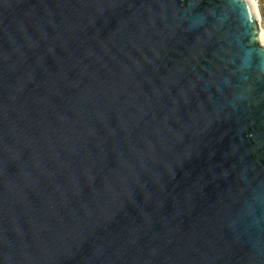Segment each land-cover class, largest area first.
Wrapping results in <instances>:
<instances>
[{"label":"water","instance_id":"95a60500","mask_svg":"<svg viewBox=\"0 0 264 264\" xmlns=\"http://www.w3.org/2000/svg\"><path fill=\"white\" fill-rule=\"evenodd\" d=\"M0 264H264L252 0H0Z\"/></svg>","mask_w":264,"mask_h":264},{"label":"rangeland","instance_id":"374dc122","mask_svg":"<svg viewBox=\"0 0 264 264\" xmlns=\"http://www.w3.org/2000/svg\"><path fill=\"white\" fill-rule=\"evenodd\" d=\"M254 1L256 2L258 27L264 38V0H254Z\"/></svg>","mask_w":264,"mask_h":264},{"label":"bare ground","instance_id":"6f19581e","mask_svg":"<svg viewBox=\"0 0 264 264\" xmlns=\"http://www.w3.org/2000/svg\"><path fill=\"white\" fill-rule=\"evenodd\" d=\"M252 2H253V4H254V7L256 8V2H255L254 0H253Z\"/></svg>","mask_w":264,"mask_h":264}]
</instances>
